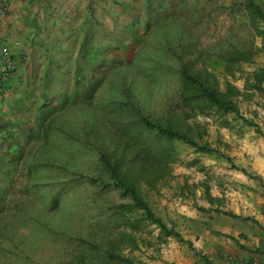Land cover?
<instances>
[{
    "label": "rangeland",
    "instance_id": "374dc122",
    "mask_svg": "<svg viewBox=\"0 0 264 264\" xmlns=\"http://www.w3.org/2000/svg\"><path fill=\"white\" fill-rule=\"evenodd\" d=\"M142 4L141 18L122 30L130 38L124 59L113 58L110 69H96L91 85H69L72 82L64 80L79 92L40 108L46 124H35L24 134L29 148L23 160H0V264H64L73 259L85 260L80 264H116L102 258L100 249L112 232L104 231L102 224L118 203L127 201L113 187L92 184L88 177L100 173L97 140L105 145L123 141L121 132L128 129L121 117L137 114L129 104L132 99L146 115L182 111L187 120L183 126L188 123L195 134L198 123L206 130L203 140L232 160L240 154L243 160H264V138L232 113L210 107L202 115L178 107L177 71L181 61L190 62L194 69L209 70L212 76L206 79L214 77L222 89L225 84L237 87L233 101L240 113L264 133V92L253 87L264 86L256 78L257 70L264 69V33L256 35L242 8L236 10L239 1L142 0ZM228 39L235 44L252 42L251 61L227 72L208 66L207 52L229 47ZM189 49L191 54L186 53ZM174 147L175 157L161 164L166 177L154 189L145 184L143 189L155 214L169 226L175 222L183 234L185 214L207 203L205 186L210 194H226L222 199L227 201L216 204L230 209L237 197L231 195L237 183L234 174L239 172L225 159L196 153L180 142ZM121 230L134 236L136 246L122 248L133 264H158V260L173 264L165 259L169 248L162 245L165 239L158 238L155 225L140 221Z\"/></svg>",
    "mask_w": 264,
    "mask_h": 264
},
{
    "label": "crops",
    "instance_id": "0c3cea01",
    "mask_svg": "<svg viewBox=\"0 0 264 264\" xmlns=\"http://www.w3.org/2000/svg\"><path fill=\"white\" fill-rule=\"evenodd\" d=\"M143 10L142 0H9L0 15V46L8 44L16 69L0 82V160H23L29 148L24 134L35 124H46L41 107L79 92L69 85H91L96 69H110L113 58L124 59L130 38L122 30L134 27ZM20 53L25 59L18 58ZM67 79L72 83L64 84ZM240 155L233 163L264 182V160H243ZM232 170L239 172L231 194L237 197L230 209L218 208L237 217L214 211L216 203L227 201L222 199L226 194H211L218 201L206 200L200 206L205 211L193 208L185 214L182 236L195 251L171 237L163 239L169 263L207 264L206 259L209 264H264V253L252 252H264V188Z\"/></svg>",
    "mask_w": 264,
    "mask_h": 264
},
{
    "label": "trees",
    "instance_id": "16d2710c",
    "mask_svg": "<svg viewBox=\"0 0 264 264\" xmlns=\"http://www.w3.org/2000/svg\"><path fill=\"white\" fill-rule=\"evenodd\" d=\"M238 10L248 18L251 27L256 35L262 36L264 33V4L262 0H238ZM236 5L232 7L235 9ZM230 8V7H228ZM229 47L225 49L208 51L205 59L208 66L216 69L222 67L226 72L240 62H250L254 52L253 43L235 44L232 40H227ZM186 53L191 51L186 50ZM204 51L200 52V58ZM184 56L185 54H179ZM199 58V59H200ZM183 60V57L181 58ZM13 70L9 69L0 78V82L7 80ZM178 80L180 88L178 91V107L189 108L194 114H205L206 110L214 107L222 114L232 113L234 117L242 123L253 127L254 131L264 138V133L260 127L251 119L244 117L233 101V96L238 92V88L225 84L222 89L216 80L208 81L205 76H212L209 70L194 69L192 63L182 62L178 69ZM258 82L264 83V69L260 68L256 72ZM253 87L264 92L262 84H254ZM137 114L134 117H128L124 113L122 120L126 121V130L121 132L123 141L119 143L112 142L108 145L103 144V140H97L94 148L98 155L100 173L96 176L88 177L92 184H99L102 187H113L118 192L121 199L127 202H120L115 206V210L103 220L104 231H112L105 240L104 246L100 249L103 259L116 264H133L132 260L122 252L123 245L126 247H135L134 236L126 233L121 228L125 226H136L140 221H146L148 224L155 225L158 228V238H174L180 243H185L195 251L190 241L185 240L182 234L176 229L175 224L167 225L164 220L155 214L152 207L144 196V187L155 188V183L160 178L166 177V172L161 164L167 163L176 155L174 142H180L191 147L196 153L207 154L210 157L222 158L227 161L231 169L239 170L249 178L260 183L264 188L262 179L248 172L245 168H239L235 165L228 155L219 149L212 147L207 141L203 140L206 133L198 123H194L199 130L193 134L194 130L187 123L184 125L186 116L182 111L171 110L164 115H146L138 102L133 99L129 103ZM128 108V107H127ZM126 108V109H127ZM125 110V109H122ZM124 117V118H123ZM81 176V175H80ZM204 184H201L202 186ZM204 194L206 200L212 204L216 198L212 197L209 188L205 186ZM201 211L206 209L199 207ZM138 211H140L138 213ZM214 211L220 212L232 217H237L231 211H224L218 207ZM133 213V215L131 214ZM130 214V215H128ZM138 214V215H137ZM130 216H133L132 218ZM245 220L251 218L245 217ZM83 242V240H81ZM245 249L246 247L243 246ZM252 252L264 253L261 250ZM204 257V256H201ZM206 263L207 260L205 259ZM85 263L83 259H74L64 264ZM89 264V263H88Z\"/></svg>",
    "mask_w": 264,
    "mask_h": 264
},
{
    "label": "built area",
    "instance_id": "2783aa9c",
    "mask_svg": "<svg viewBox=\"0 0 264 264\" xmlns=\"http://www.w3.org/2000/svg\"><path fill=\"white\" fill-rule=\"evenodd\" d=\"M9 0H0V15H4L6 13V10L8 8ZM0 33H1V22H0ZM1 54L3 57L2 63L0 64V78L4 77V73L7 72V70L15 69L16 63L11 58V52L7 45H3L1 47Z\"/></svg>",
    "mask_w": 264,
    "mask_h": 264
},
{
    "label": "clouds",
    "instance_id": "9594fccd",
    "mask_svg": "<svg viewBox=\"0 0 264 264\" xmlns=\"http://www.w3.org/2000/svg\"><path fill=\"white\" fill-rule=\"evenodd\" d=\"M3 45H7V46H8V44H3ZM3 45H1L0 48H1ZM8 47H9V46H8ZM0 52H1V49H0ZM11 58H12V59L15 61V63H16V60L14 59L15 57L13 56V54H11ZM18 58H21V59L23 60V59H25V56L23 55V53H20V54L18 55ZM2 60H3V59H1L0 64L2 63ZM15 69H16V67H15ZM15 69H13V72L15 71ZM10 76H11V74H10Z\"/></svg>",
    "mask_w": 264,
    "mask_h": 264
}]
</instances>
